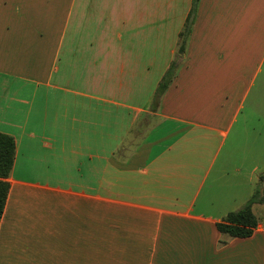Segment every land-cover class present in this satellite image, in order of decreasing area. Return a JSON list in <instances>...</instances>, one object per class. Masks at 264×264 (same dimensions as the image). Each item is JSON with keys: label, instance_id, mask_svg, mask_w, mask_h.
<instances>
[{"label": "crops", "instance_id": "0c3cea01", "mask_svg": "<svg viewBox=\"0 0 264 264\" xmlns=\"http://www.w3.org/2000/svg\"><path fill=\"white\" fill-rule=\"evenodd\" d=\"M192 5L0 0V264H264V201L217 228L264 173V0H200L178 54Z\"/></svg>", "mask_w": 264, "mask_h": 264}, {"label": "trees", "instance_id": "16d2710c", "mask_svg": "<svg viewBox=\"0 0 264 264\" xmlns=\"http://www.w3.org/2000/svg\"><path fill=\"white\" fill-rule=\"evenodd\" d=\"M200 0H193L192 8L188 14L185 25L179 34L178 54H184L187 49L189 37L193 30ZM179 69L178 60H173L157 86L152 108L155 111L161 105L162 97L175 80ZM136 130V129H135ZM135 132V131H134ZM16 158L15 138L7 133L0 132V223L6 207L11 188V172ZM264 201V173L260 176V187L257 188L248 202L240 209L227 213L217 222V228L223 234L231 237H250L258 228L260 219L253 210L257 202ZM224 243V241H221Z\"/></svg>", "mask_w": 264, "mask_h": 264}, {"label": "rangeland", "instance_id": "374dc122", "mask_svg": "<svg viewBox=\"0 0 264 264\" xmlns=\"http://www.w3.org/2000/svg\"><path fill=\"white\" fill-rule=\"evenodd\" d=\"M258 83H259V80L257 81V84H258ZM256 90H257V88H254V89H253V91H252V93H251V95H250V98H249L248 102L246 103V106L248 105L250 99L253 98V97L256 95V94H255ZM252 96H253V97H252ZM241 117H243V116L241 115ZM260 209H261V207H259V206L255 207V211H256L258 214H260Z\"/></svg>", "mask_w": 264, "mask_h": 264}]
</instances>
